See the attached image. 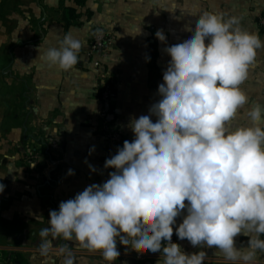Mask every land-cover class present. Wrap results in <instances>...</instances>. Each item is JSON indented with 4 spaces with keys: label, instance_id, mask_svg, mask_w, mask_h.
Returning <instances> with one entry per match:
<instances>
[{
    "label": "clouds",
    "instance_id": "obj_1",
    "mask_svg": "<svg viewBox=\"0 0 264 264\" xmlns=\"http://www.w3.org/2000/svg\"><path fill=\"white\" fill-rule=\"evenodd\" d=\"M193 15L190 34L163 49L170 59L158 99L148 114L129 117L133 139L105 159L103 168L113 169L108 179L49 211L40 232L43 250L51 234L75 239L107 264L120 256L118 241L163 254V264H204L207 252L184 251L172 241L175 230L179 240L215 248L234 264H253L264 252V105L250 109L249 124L232 126L248 102L240 85L264 41L239 27L236 17ZM154 35L166 44L162 30ZM80 50V40L66 34L40 58L69 71ZM241 235L248 237L246 247L236 244Z\"/></svg>",
    "mask_w": 264,
    "mask_h": 264
},
{
    "label": "crops",
    "instance_id": "obj_2",
    "mask_svg": "<svg viewBox=\"0 0 264 264\" xmlns=\"http://www.w3.org/2000/svg\"><path fill=\"white\" fill-rule=\"evenodd\" d=\"M61 4L76 7L73 0H0V184L5 186L0 193V264H13L15 258L25 264H64L69 258L73 264H107L99 252H90L75 239L50 234L45 251L40 236L50 210L108 179L97 118L96 85L102 73L111 77L116 91L113 120L123 140L131 141L129 117L148 114L158 99L157 87L170 59L163 49L190 34L194 12L236 17L239 27L264 41V0H86L68 28L53 13ZM99 27L114 36L97 69L88 48ZM157 30L166 35V44L155 38ZM66 34L81 42L78 63L69 71L40 58L46 48L60 46ZM240 88L248 102L238 110L234 127L249 124L250 109L264 105V48L257 49ZM50 138L61 148L53 163L32 160L33 152L46 156ZM173 237L186 252H207L204 264H234L215 248L195 249L179 240L175 230ZM247 240L241 235L236 244L246 247ZM117 248L120 256L114 264H163V254L141 253L119 241ZM253 264H264V252H257Z\"/></svg>",
    "mask_w": 264,
    "mask_h": 264
},
{
    "label": "built area",
    "instance_id": "obj_3",
    "mask_svg": "<svg viewBox=\"0 0 264 264\" xmlns=\"http://www.w3.org/2000/svg\"><path fill=\"white\" fill-rule=\"evenodd\" d=\"M260 29L264 35V15L260 18ZM113 33L103 28H96L91 34L88 56L91 57V64L99 69L102 66V58L106 57L110 51L113 40ZM96 93L99 101V110L97 113L99 133L105 142V157L110 158L115 154L118 147L123 145V136L115 121L110 119L113 116L112 106L116 96L114 83L107 73L99 76ZM61 153L60 143L56 138H50L47 144L46 156L40 152L31 153V159L34 161H43L44 163H53L52 156L57 157ZM110 172L113 169H107ZM264 239V236H261ZM174 242V237H172Z\"/></svg>",
    "mask_w": 264,
    "mask_h": 264
},
{
    "label": "trees",
    "instance_id": "obj_4",
    "mask_svg": "<svg viewBox=\"0 0 264 264\" xmlns=\"http://www.w3.org/2000/svg\"><path fill=\"white\" fill-rule=\"evenodd\" d=\"M63 1V0H62ZM76 4V7H68L63 4L57 10H53V13L57 15V18L64 22L65 28H68L72 25L75 20L78 18L79 13L77 7L84 6L86 0H73ZM18 258L12 260L13 264H25L22 260L17 262Z\"/></svg>",
    "mask_w": 264,
    "mask_h": 264
},
{
    "label": "water",
    "instance_id": "obj_5",
    "mask_svg": "<svg viewBox=\"0 0 264 264\" xmlns=\"http://www.w3.org/2000/svg\"><path fill=\"white\" fill-rule=\"evenodd\" d=\"M113 118V116H110V119H112Z\"/></svg>",
    "mask_w": 264,
    "mask_h": 264
}]
</instances>
